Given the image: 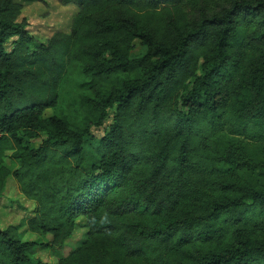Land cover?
I'll return each instance as SVG.
<instances>
[{
  "label": "trees",
  "instance_id": "obj_1",
  "mask_svg": "<svg viewBox=\"0 0 264 264\" xmlns=\"http://www.w3.org/2000/svg\"><path fill=\"white\" fill-rule=\"evenodd\" d=\"M19 1L42 0H0V195L34 203L43 247L83 223L57 264H264V0H56L77 13L44 44ZM37 246L0 229V264Z\"/></svg>",
  "mask_w": 264,
  "mask_h": 264
},
{
  "label": "rangeland",
  "instance_id": "obj_2",
  "mask_svg": "<svg viewBox=\"0 0 264 264\" xmlns=\"http://www.w3.org/2000/svg\"><path fill=\"white\" fill-rule=\"evenodd\" d=\"M22 11L17 22L24 20L28 34L38 43L46 41L57 32L68 34L73 18L77 13L74 5L61 6L56 0H42L41 2L19 1ZM11 41L6 45L10 49ZM139 42H134L133 54L140 51ZM61 101L58 111L71 120H78L84 113L85 100L93 98L77 87L76 79L65 81L61 88ZM52 110H45L43 117L47 118L54 114ZM103 129H92L93 136L102 135ZM43 136V135H42ZM39 140L28 143L30 147H37ZM10 153L5 159L7 165L16 168L17 163H11ZM34 210V203L25 199L18 191L15 181L9 177L6 179L2 194L0 195V229L16 227L18 229V239L22 242H35L38 246L35 249L34 257L40 259L45 264H57L58 260L69 250L76 249L85 240L87 230L79 222L71 237L66 241L61 249H51L40 244H46L50 236H39L27 231L26 221L31 217Z\"/></svg>",
  "mask_w": 264,
  "mask_h": 264
}]
</instances>
